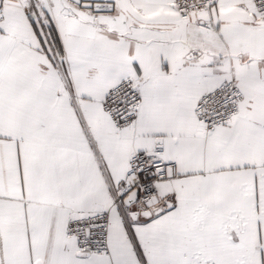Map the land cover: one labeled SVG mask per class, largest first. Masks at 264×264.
Here are the masks:
<instances>
[{"label":"snow or ice","instance_id":"1","mask_svg":"<svg viewBox=\"0 0 264 264\" xmlns=\"http://www.w3.org/2000/svg\"><path fill=\"white\" fill-rule=\"evenodd\" d=\"M0 264H264V0H0Z\"/></svg>","mask_w":264,"mask_h":264}]
</instances>
